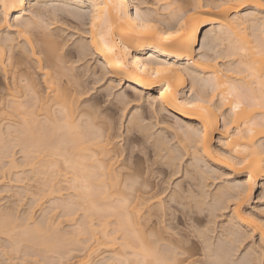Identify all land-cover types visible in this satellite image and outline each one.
Instances as JSON below:
<instances>
[{
  "label": "bare ground",
  "instance_id": "1",
  "mask_svg": "<svg viewBox=\"0 0 264 264\" xmlns=\"http://www.w3.org/2000/svg\"><path fill=\"white\" fill-rule=\"evenodd\" d=\"M141 1L63 0V2H68L72 5L86 3L91 5L89 41L87 43L81 41L77 45L76 50L78 51L81 48L90 50L86 53L82 63L88 67L90 66V61L95 59L97 65L88 67L90 69L79 73L80 71L73 66L75 64L71 56L61 61L60 56L63 51L62 38L56 31V34L52 31L55 27L50 28L47 35L49 47L43 49L45 55L42 61H37L36 71L25 73L24 79L14 73L10 84L7 82L0 83V122H6L9 119H13L14 121L12 122H16L14 118L18 120L15 125H11L9 121L10 123L7 124L11 125L9 128L5 125L10 136L6 135L5 129H0V145L2 148L0 150L8 148L7 145L9 144L22 146L26 161L25 166L31 169L30 171L34 176L40 177L42 180L43 183L41 182V185L46 192L44 196L45 194L54 196L55 204L53 205L56 208L64 209V212H73L72 210L77 209L84 211L87 218L90 217V221H86L85 228L78 225L79 229L74 230L75 232H67L70 235L75 233L74 235L79 238L83 229L90 236L97 237V244L93 246L98 247L99 244L110 243L119 234V239L135 246L136 233H140L141 238H143L145 232L154 230L157 233V239L154 241L145 240V243L149 246L159 245V255L164 258L166 243L170 242L173 237L168 231V228H171L172 225L170 219L171 210L167 214L169 217L168 228H165L164 207L162 202L156 199L158 188H163L159 184L152 185L149 182L150 178L136 183L139 180L138 172H133L127 166L122 167L123 160L116 157L118 150L106 146L107 136L105 135L104 137L105 143L99 142V134L93 131L89 122L91 119L89 107L84 104L85 100L91 98L84 95L83 100L81 99V93L87 88V81L92 80L94 82L96 78H92V76L97 77V75L104 78L108 77L106 80L122 79L123 85L128 84L126 93H131L134 97L136 91L139 90L145 96H149L147 101L144 95L140 97L142 102L144 100L148 104L151 102L152 109L151 112L149 111V115L160 117L162 115L168 116L169 113H172L175 116V125L171 126V128L169 127V129H172V132L174 130L179 142L183 143L186 141L188 146L191 147L192 141L196 138L194 131L197 129L206 131L207 147L203 149L207 157L205 163L210 162L211 166L218 171L226 169L236 175L240 172H245V181H247L249 175H252L257 182L259 178L264 181L261 176L262 170L259 159L261 149L258 143L262 138V134L260 128L257 127L255 129L256 135L249 137L248 132L251 128V122H249L248 126H245V121L249 120L253 115H259V113L250 112L246 107L234 113L232 109L237 97L229 93L232 90L243 91L245 94H250L253 99H260L259 81L249 79V66L253 63H264V61L260 60L252 52L251 46L256 45L257 40L248 38L252 34L253 29L258 28V23H254L255 17L245 18L237 16L234 12L233 19L225 20L224 22L215 20L208 24L203 22V15H209L213 18L230 15V13L223 10L207 13L201 9H192L193 15L191 18L187 16L184 18L187 25L185 31L190 32L197 25H199L198 30L211 27L208 29V34L209 38L210 36L212 37L210 41L212 40V43H214L213 46H216V48L223 46L227 50L224 49L226 51V58L224 57V59H228V69H220L219 62L216 61L217 58L211 59L207 55H203L201 59H196L194 63L187 56L175 55L174 53L179 51L178 48L170 47L162 51L161 48L165 44H173L175 41H165L160 36H138L135 32L137 22H152L160 25L158 31L161 34H165L167 30L173 27L179 29L180 23L174 25L170 20L168 22L164 21L166 23L162 22L157 10L150 9L151 11L148 10L149 13L144 15L140 7ZM157 1V3L163 4L179 3V1L174 0ZM59 2L60 0H49V3L52 4ZM196 2L197 0L194 3ZM199 2L201 1L199 0ZM221 2H224V0H213V2L209 3ZM68 3L65 5L67 6ZM136 5H139V13L136 11ZM183 10L185 9H171L169 10V16L173 18L175 12L180 14ZM45 15L49 14L45 13ZM49 17L50 20H54V16L49 15ZM82 21L80 16V18L69 22L81 24ZM93 22L96 26L95 31L91 27ZM214 23L217 25L215 28H213ZM221 28H223V31H221ZM39 36L43 38L44 34L41 33ZM25 42L27 43V41ZM207 44L209 42L206 43L205 48L208 47ZM29 47H35L40 50L39 39L34 45H29ZM214 48L209 46L208 49L214 51ZM245 48L248 50L247 55H245L243 50ZM21 54H23L22 50ZM191 54L189 53V55ZM148 57H153V60L149 61ZM160 57H165L166 59L160 60ZM76 58L79 59V56ZM154 63L157 66L172 65V70L165 74L166 70L161 69V75L154 77L149 75L153 73ZM144 66H147V72H145ZM49 68H51V71L48 70ZM90 70L91 72H89ZM109 72L123 73V77L109 75ZM257 72H259V69H257ZM187 76L191 78L190 92H193L198 84L201 83V86L211 89V94L206 95L203 93L193 99L185 97V91L188 88ZM254 83L255 88L252 87ZM214 88L215 91H213ZM153 90L156 92L151 94ZM217 94L220 100L216 108H219V110L214 108L217 102ZM201 101H206V103L202 104ZM189 103L196 105V107L189 108L187 106ZM141 104L136 106L139 107ZM223 108L226 109L225 111H229L227 116L220 113ZM157 109L160 110L158 113ZM163 116L161 120H166ZM177 118H179V123H177ZM220 118H223L224 123V131L221 132L219 130ZM225 121L228 122L227 127H225ZM3 123H1V127H3ZM231 130L232 132H230ZM216 134H219L222 142H224L219 152H216L213 147ZM6 136L8 137L6 138ZM8 138L9 142H7ZM225 156L228 159H225ZM11 159L9 160L10 167H17L13 157ZM245 159H248L249 163L244 167H240V164ZM212 174L211 172L209 173V175ZM215 178L214 180L217 179ZM238 182L234 187L232 185L230 187L225 183L226 186L224 185L223 189L218 193L212 194L213 199L215 200L216 197H219L220 200L227 204L228 197L236 198L239 196L240 193L237 189L238 186H241V183ZM61 184H66V187L61 186ZM262 187L264 188V182ZM63 191H71L72 193L68 194L67 199H64ZM200 194L204 195L206 199L209 195L208 192H204V194L200 192ZM160 195H163L162 191ZM44 196H41L40 200ZM164 199L167 200V197H164ZM150 201L160 205L159 209L150 211L153 209V203H150ZM141 205H143L142 209ZM243 205L244 203L241 204V211ZM211 211L212 209L209 210V213ZM138 212L140 213L139 215L137 214ZM95 215L99 217H97L98 220H94L98 221V223L92 224L93 219L91 218L93 216L96 217ZM220 215L222 213H219V218ZM2 216L5 219L6 216ZM8 218H6L7 221L10 219ZM50 218H46V220L48 219L46 223H31L33 225L31 227L28 224L25 230L19 231L21 232L19 234L16 232L15 234L17 235L9 239L16 244L24 242L36 247V249L38 248V251L42 254L41 257L48 252L63 251V248L72 237L65 232V234L63 233L64 235H61L59 233L61 225L59 226V223L56 225ZM201 218L197 216L198 220ZM5 221L0 217V234H6L10 237L12 236L14 225L13 227L10 225V227ZM217 222V220L214 221V224ZM88 223L89 227L86 226ZM90 223L92 224L91 226ZM223 223L224 220L218 224ZM111 225L113 226L111 227ZM215 231L216 229L213 227L206 234V243L209 247L214 243H218ZM68 235L71 238H68ZM106 235L109 237L108 240L105 239ZM72 239V245H74L76 239ZM66 241L68 242L66 243ZM76 251L80 253L83 249L79 248ZM39 252L38 255L40 256ZM69 253L70 255L73 254L72 251ZM119 253L121 256L125 255L123 247H120ZM70 255H68L67 259L64 258L65 255L63 257L60 256V264L61 262L62 264H80L81 256H78L74 263H70V260L76 258L73 256V258H70ZM127 255L131 257L135 254L128 252ZM43 259L46 260L48 257ZM49 264H52V262ZM130 264H136L135 259H132Z\"/></svg>",
  "mask_w": 264,
  "mask_h": 264
},
{
  "label": "snow or ice",
  "instance_id": "2",
  "mask_svg": "<svg viewBox=\"0 0 264 264\" xmlns=\"http://www.w3.org/2000/svg\"><path fill=\"white\" fill-rule=\"evenodd\" d=\"M161 6L166 11L185 9L180 12L178 18L180 28L173 27L165 34H161L158 31L160 25L138 21L135 32L138 36H160L165 41H175L173 44H165L161 48L162 51L170 47L178 48L179 51H176L175 55L187 56L195 63L194 53L197 50L203 52L209 40L208 29L198 30L199 25H197L190 32H186L187 25L184 18L186 16L191 18L194 8L207 13L223 10L228 13L235 12L237 16L245 18H256L254 23H258V28H254L248 38L257 40L256 45L251 46V49L260 60L264 61V0H224L221 3L209 4L197 0L196 3L187 5L179 3L145 5L147 8H160ZM0 9H2L0 11V30H2L0 31V83L10 84L14 73L24 79L25 73L36 71L37 61H42L45 55L43 49L49 47L47 42L49 29L55 23H60L63 28L69 29L68 32L62 34L61 61L71 56L74 64L82 63L86 53L90 51L84 48L77 51L80 41L70 35V32L79 31L69 23L82 15L78 7L65 6L63 0L56 4L49 3V0H0ZM139 10V5H136L137 13ZM45 13L54 16V20H49ZM202 19L205 24H208L213 20L224 22L233 19V17L229 15L213 18L203 15ZM85 24L87 25V20H85ZM215 26L214 23L213 28ZM91 27L95 31L94 22ZM41 33L44 34L43 38L39 36ZM82 35H89V33L83 32ZM18 37H22L27 43L20 42ZM37 39L41 45L40 50L29 47V45H34ZM72 41L75 43H71ZM21 50L23 54H21ZM243 50L247 55V48ZM189 53L192 54L189 55ZM77 56L79 59L76 58ZM148 59L152 61L153 57H148ZM144 68L147 72V66ZM161 69L166 70L165 74H167V72H171L172 65L157 66L154 63L153 73L149 75L159 77ZM48 70L51 71V68ZM249 71V79L259 81L260 99H253L250 94H245L243 91L232 90L229 94L237 97L232 109L234 113L245 107L250 112L259 113V115H253L249 120H246L245 126L251 122L249 137L256 135L257 127L261 130L262 138L258 143L261 149L259 157L261 176L264 178V63L251 64ZM109 75L123 77V73L109 72ZM252 87L255 88V83ZM84 95L91 98L85 100L84 104L89 107L91 114L89 122L93 131L99 134V142L105 143L104 137L107 136L106 146L118 150L116 157L123 160L122 167L127 166L133 172H138L139 180L136 183L153 178L157 173L160 174L157 184L163 183V189L158 188L156 199L161 201L164 207L165 228H168L169 217L167 214L171 210L172 225L168 231L173 239L166 243V254L164 258H161L159 245L149 246L145 243V240L154 241L157 239V233L154 230L145 232L143 238L140 233H136L135 246L119 239V234H117V237L113 238L110 243L94 247L93 245L97 244V237L90 236L82 229L80 237L75 240V243L83 249L79 253L82 257L80 264H130L132 259H135L136 264H264V190H261L255 178L249 175L247 184L238 186L239 196L228 197L227 204L219 197L213 199L212 194L223 189V185L219 184L213 188L211 183H206L214 178L209 173L221 177L225 173L215 169L210 162L205 163L207 157L203 149L207 147L206 131L195 130L196 138L192 141V146L189 147L186 141L181 143L175 137H170L165 132L158 130V128L167 129L169 124L163 123L157 115L149 117L148 111L152 109L151 102H149L148 110L135 107L142 103L140 97L144 93L137 90L134 97L131 93H126L122 79L106 80L103 76L98 75L94 82L87 81V88L81 93L82 100ZM201 103L204 104L206 101H201ZM187 106L189 108L196 107L191 103ZM156 111L158 113L160 110ZM179 122V118H177V123ZM233 122L235 121L233 120ZM227 126L228 122L225 121V127ZM225 159L228 157L225 156ZM248 163L249 160L245 159L240 167H244ZM7 178L6 168L4 179L0 180V184L6 183ZM197 189L208 192L207 199ZM161 191L163 195H160ZM164 197H167V200ZM150 203H153V209L150 211L159 209L160 205L151 201ZM242 203L255 204L259 214L248 209L241 211ZM228 205L235 207H228ZM142 208L143 205H141ZM208 209H212L211 213L208 212ZM220 212H229L231 215L224 217L223 224H214V221L219 219ZM197 216L205 219L198 220ZM213 227L216 229L215 235L218 238V243L209 247L206 243V234ZM105 239L108 240L109 237L106 235ZM120 247L124 249V256H121L118 251H101V249H118ZM128 252L135 255L129 257ZM20 254L19 246L6 244L4 247H0V264H28L27 256L24 260L18 259ZM37 264H40L39 257H37Z\"/></svg>",
  "mask_w": 264,
  "mask_h": 264
},
{
  "label": "rangeland",
  "instance_id": "3",
  "mask_svg": "<svg viewBox=\"0 0 264 264\" xmlns=\"http://www.w3.org/2000/svg\"><path fill=\"white\" fill-rule=\"evenodd\" d=\"M174 1H179V4H181V3L184 2L183 4L187 5V4H194V2L196 0H174ZM200 1L202 3H204V4H209V2H213V0H200ZM141 2H142V4L140 5V7H141V10H143V14L144 15L145 14H148L149 11H151V10H157L158 15H160V17H161L160 20H162V22H164V21L168 22V20H170L174 25H177L179 23L178 22V18L180 16L179 12H177V13L175 12L174 15H173V18H171L169 16V13L170 12L169 11H166L162 6L160 8H157V7L147 8V7H145L146 4H152V5H158L159 4V5H163V3H157L158 2L157 0H142ZM63 3L64 4H67L68 2H63ZM85 5H87V7H85ZM67 6L68 7H70V6L71 7H73V6L78 7L80 9L81 13H82L81 19L83 20L81 24H74V23L69 22L72 27H75V28H78L79 29V31L70 32V35L74 36L76 38V40H78L80 42L81 41L88 42L89 41V36L88 35H82V33L83 32H87V33L89 32V28H90V18H91V13H92V7H91V5L89 3L80 4V5H76V4H73L72 5L71 3H68ZM0 11H2V9H0ZM241 11H243V10H241ZM213 13H215V12H213ZM230 15L233 17L235 15V13L234 12H231ZM176 16H177V18H175ZM48 17H49V15H48ZM85 20H87V25L85 24ZM166 22H164V23H166ZM52 27L53 28L55 27V29H52ZM52 27H50L52 29V31L53 32L56 31L61 38H62V34L63 33L69 31V29L63 28L60 23H57V24L55 23L54 26H52ZM215 27H217V25ZM210 28L211 27H208L206 29H210ZM0 31H2V30H0ZM56 32H55V34H56ZM210 38L212 39L211 36H210ZM210 38H209V41H208L209 44H207L208 47H206L203 52H201L199 50L196 51V53H195L196 59H201V57L203 55H207L211 59L217 58L216 61L219 62L218 63L219 64V68L220 69H223V70L228 69V66H229L228 65V59H224V57L226 56L225 53H226L227 50L223 46H219L218 48H216V46H213L214 43H212V40L210 41ZM18 40L20 42H22V43H26L23 40L22 37L18 38ZM64 42L66 43L68 41H64ZM71 43H75V41H72ZM209 46H210V48L215 47L214 48L215 50L214 51H210L208 49ZM224 49L226 51H224ZM165 59H166L165 57H160V60H165ZM89 65L90 66H88V67H93V66L97 65L95 59L91 60L90 63H89ZM183 65H185V64H183ZM73 66L76 67L78 71H80L79 73H81V72L83 73V71L85 72L87 69H90V68L86 67L87 66L86 64L84 65L83 63H76ZM89 72H91V70ZM191 75H193V74L191 73ZM88 76H90V75H88ZM92 78H96V76H92ZM107 78L108 77H106L105 79H107ZM187 80H188V88L185 91V97H187L189 99H193V98L199 97L203 93H205L206 95L207 94L208 95L211 94V92H212L211 89L210 88H207V87L205 88L204 86H201V83L198 84L197 88L195 90H193V92H190L189 91V88L191 86V78L189 76H187ZM127 86H128V84L124 85L125 92L128 89ZM155 92L156 91L153 90L151 92V94H154ZM216 96H217L216 97V101L217 102L214 105L215 107L213 106L214 108L217 107V105L219 104V100H220V97L218 96V94ZM144 97H145V100L147 101V99H148L149 96L148 95H146V96L144 95ZM145 100H144V102H142L141 106H139V107L138 106H135V107L148 110L149 104L147 102H145ZM216 110H219V108L218 109L216 108ZM225 110L226 109L223 108L222 110H220V113H223L224 116H227L228 113H229V111H225ZM150 112H151V110H150ZM148 115H149V111H148ZM151 116L152 115H149V117H151ZM162 116L158 117V119L161 120ZM163 117H165L166 120H161V121L163 123H168L170 128H171V126H174L175 125L176 119H175V116L174 115H168V116L164 115ZM14 119H15L16 122L18 121L17 118H14ZM9 121L6 120L7 123L5 121H3L4 123L2 121L0 122V125H1V123H3L2 124L3 127L0 126V129H3V130L5 129L4 132H7L6 135L9 134L8 131H7V129H6V126H8L7 128H9L12 124L15 125V123H16V122H12V121H14L13 119H11V120L9 119ZM9 123L11 125H7ZM169 127L167 129H160V128H158V130H161V131L165 132L170 137H175L179 141V139L174 134V130L172 132V129H169ZM219 128H220L219 129L220 132L221 131H224V129H223L224 128L223 118H220ZM230 132H232V130ZM8 136H10V135H8ZM8 136H6V138ZM11 136L13 137V135H11ZM9 138L12 139L11 137H9ZM9 138H8V140L6 139L7 142H9ZM220 140H221L220 135L219 134H216L215 135V143H214V146H213L214 149L216 150V152H219L220 151V148H221L222 144L224 143V142H222V140L221 141ZM9 145H7L8 148H4L6 150H4V149L3 150H0V180L4 179L5 169L6 168H7V177H8L6 183L0 184V211H1L0 212L1 213L0 215L1 216L0 217H1V219L3 221L6 220L5 222H6V224H9V226L11 225L13 227V225H14V227H13L14 229L12 228L13 229V232H12V236H10V237H9V235H6V234H0V247H4L6 244L7 245H12V246H19L20 251H21V254L18 257V259L24 260L25 259V256H27L28 257V264H37V257H39L40 264H49L51 262H52V264L53 263L60 264L61 257H63L65 255L64 258L67 259L68 255H70L69 252L72 251L73 254L70 255L69 257L70 258L72 256L73 257H76L75 259L70 260V263H74L77 260L78 256H80L79 253L76 250H79V248H81V247L79 245H78L79 246L78 247L76 243H74V245H72L73 244V241H72L73 239L72 238H75L76 239L77 237H76V235H74L75 233L73 234L75 236L74 237L73 235H70L67 232H71L72 233L74 230H78L79 229L78 228V225L79 226L81 225V227L85 228L84 226H85V224H87L86 221H90V219H89L90 217L87 218V216H85L84 211H82V210L74 209V210H72L73 212H70V211L64 212L65 211L64 209L56 208L53 205V204H55V202H54L55 201L54 200L55 197L54 196L53 197L52 196H49L48 194H45V196H44V193H46V192L44 191L45 189L42 188L43 187L41 185L42 180L40 179V177L37 178L36 176H34L31 173V171H30L31 169L29 167L27 168L25 166V162L26 161L24 159V156H25L24 155V152H23V150L21 148L22 146H17L15 144H11L10 145L11 148H10ZM12 145H13V148H12ZM9 148H10V150H9ZM0 149H2L1 148V145H0ZM6 152H7V154H6ZM2 156H4V157H2ZM12 157L16 161V163H17L16 166L18 168L17 167H15V168L14 167L13 168L12 167H9L10 166V161L9 160H12L11 159ZM219 171L225 173V175L221 177V176H215L214 174H212L210 176H213L214 175V178L216 177L217 179L215 178L216 180H214V178H213V179H211L209 181H206V183H211V185H212L213 188L217 187V185H219V184H222L224 186L225 183H226V185H229L230 187H231V185H232V187H234V185L237 183V181H239L238 183H241V186H242V184L243 185H246L247 184V181H245V177H246V173L245 172H240V173H238L236 175L235 173H233V172H231L229 170H226V169H222V170H219ZM159 176H160V174L157 173L155 175V177L150 178V179L148 178L149 179V182H151L152 185L157 184V181H159ZM58 178H59V176H58ZM60 179H62V178H60ZM263 182L264 181L261 178H259L257 180V182H256L259 185V187L261 188V190H264V188L262 187ZM61 186H65L66 187V184H61ZM159 186L161 188H163V183H159ZM18 190H20V191H18ZM198 191L199 192H202L203 194L205 192V191H202V190L200 191V189ZM70 193H72V192L71 191L70 192L69 191L68 192L67 191H63L62 192L63 198L64 199H67L68 198V194H70ZM205 193H207V192H205ZM41 196H44V197H42V199L40 200ZM257 203H258V201H257ZM229 206L230 207H235L234 205H228V207ZM244 209H248L249 211H255L257 215L259 214L258 209L256 208V205L255 204H252V205L244 204L242 206V211ZM209 210L210 209H208V212H209ZM68 212H70V213H68ZM221 213H222V215H220V218H219V220H217L218 221L217 223H220L221 221L224 220V217H228L230 215L229 212H220V214ZM2 215L6 216L5 219L2 218L3 217ZM8 217L10 219L12 218L11 219L12 220V223H11V221H10V219ZM47 217H48V219L51 217L50 219H52V222L55 223L56 225H58L57 223H59V226L61 225V227L59 228L60 229L59 230V233L61 235L65 232L66 234H69L72 237L71 238L68 235L69 236L68 238H71V240L69 242L66 241V243L68 242L67 244L64 243L66 245L63 248V251L57 250V251H54L53 252L54 254L52 252H50V253L48 252L45 255L43 254V257H41L42 254L38 251V248L36 249V247H33L32 245H31L32 246L31 247L30 244H25L24 242L23 243H20V244L19 243L16 244L14 241H11L10 240L12 237H15L17 234H19L23 230H25V227L28 224H30V227H31V226H33L32 224H34V223L36 224V222H38L37 224H39L40 222H42V223L43 222L46 223V221L48 222V219L46 220ZM97 217L98 216H96V217L93 216V218H91V219H93V222H94V223L92 222V224L98 223V221L97 222L94 221V220H98L99 217L98 218ZM6 218H8L9 221H7ZM201 219H205V218L202 217ZM13 221H15V222H13ZM205 222H206V220H205ZM92 224L90 223V226ZM15 225L17 226V229H16V226ZM86 226L89 227V223ZM112 226L113 225H111V227ZM111 227H110V229H111ZM19 231H21V232H19ZM61 231H62V233H61ZM16 232H18V233L15 234ZM50 234H52V233H50ZM212 242H216V241H212ZM27 245H29V246H27ZM71 248H72V250H71ZM73 249L74 250L76 249V250L74 251ZM118 250L117 249H113V250L112 249L111 250L110 249H101V251H118V252H120V248ZM37 251L39 252L40 256L38 255V252ZM34 252H35V254H34ZM47 257H48V259H46V260L43 259V258H47Z\"/></svg>",
  "mask_w": 264,
  "mask_h": 264
}]
</instances>
